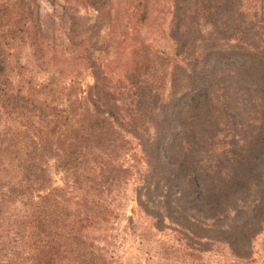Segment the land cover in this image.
I'll use <instances>...</instances> for the list:
<instances>
[{"label":"trees","instance_id":"1","mask_svg":"<svg viewBox=\"0 0 264 264\" xmlns=\"http://www.w3.org/2000/svg\"><path fill=\"white\" fill-rule=\"evenodd\" d=\"M111 2L93 0L98 12L93 29L113 22L105 12ZM174 4L170 38L178 51L175 61L184 53L189 57L172 68L171 92L157 107L170 119L169 129L162 130L167 145L160 154L167 206L184 219H176L177 233L223 238L244 259L264 223V190L251 215L242 217L240 208L253 183L264 185V0ZM38 8L36 0L0 6V22L6 26L0 29V120L17 123L0 125V264H107L84 231L108 219L104 187L126 171L114 157L130 142L118 129L123 125L119 114L105 111L93 97L92 107L76 92L39 87L27 78L20 50L40 48L44 34ZM72 19L75 34L78 18ZM203 21L213 26L211 37L235 43L221 49L211 45V37L196 39L189 23ZM133 54L131 79L138 88L152 89L155 79H162L160 72L172 65L165 52L148 43H140ZM94 70L96 89L103 77ZM58 92L69 96L66 106L53 103ZM50 160L73 179L72 186L51 185ZM171 199L179 206H172ZM232 212L242 223L224 229ZM195 213L220 226H203Z\"/></svg>","mask_w":264,"mask_h":264},{"label":"rangeland","instance_id":"2","mask_svg":"<svg viewBox=\"0 0 264 264\" xmlns=\"http://www.w3.org/2000/svg\"><path fill=\"white\" fill-rule=\"evenodd\" d=\"M11 1L0 0V6ZM140 2L142 6H137V0H112L105 12L112 14L113 22L93 29L98 16L93 0H54V3L36 0L44 34L40 48L34 50L28 46L20 50L27 78L35 85L49 84L61 89L60 92H76L78 98L92 107L93 97L102 109L117 112L123 120V125L117 126L130 143L120 156L114 157V163L126 171L104 187L108 219L86 229L84 236L104 255L107 264H264V223L259 224V232L252 237L244 259L236 257L223 238L212 234H205L210 235L206 237L201 232L199 235L187 232L190 237L185 238L175 230L180 228L176 219L182 222L184 219L167 206L169 199L165 197L167 190L161 179L165 169L160 154L167 145L162 130L169 129L170 119L166 111L157 107L171 92L172 68L177 61L186 62L189 56L184 53L175 61L178 51L170 38L174 0ZM144 12H147L145 20ZM72 16L78 18L75 34ZM4 21L0 22L2 30L6 27ZM189 27L196 39L202 35L210 38L214 29L204 21L189 23ZM211 39V45L217 44L221 49L235 43L232 39ZM82 40L87 41L86 48L79 45ZM143 42L165 52L172 60V65L160 72L162 79H155L151 91L138 88L131 79L133 53ZM94 69H100L103 77L96 89ZM165 73L168 76L164 78ZM60 92L54 102V96L50 99L54 104L66 106L69 96ZM4 124L17 125L8 118L0 120V125ZM48 170L53 187H65L68 183L72 186L73 179L54 160H50ZM263 190L264 185L252 184L248 200L240 204L245 212L242 217L251 215V209L262 199ZM71 191L80 195L77 189ZM170 202L174 207L179 206L176 199ZM16 207L21 209L22 202L18 201ZM192 215L205 227L220 226L200 213ZM234 215L232 212L222 226L224 229L242 223L241 217Z\"/></svg>","mask_w":264,"mask_h":264}]
</instances>
